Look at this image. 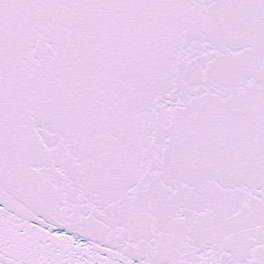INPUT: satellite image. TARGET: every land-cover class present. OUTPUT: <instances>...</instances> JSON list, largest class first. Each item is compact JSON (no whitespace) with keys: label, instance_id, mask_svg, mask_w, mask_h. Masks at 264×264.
<instances>
[{"label":"snow or ice","instance_id":"obj_1","mask_svg":"<svg viewBox=\"0 0 264 264\" xmlns=\"http://www.w3.org/2000/svg\"><path fill=\"white\" fill-rule=\"evenodd\" d=\"M0 264H264V0H0Z\"/></svg>","mask_w":264,"mask_h":264}]
</instances>
